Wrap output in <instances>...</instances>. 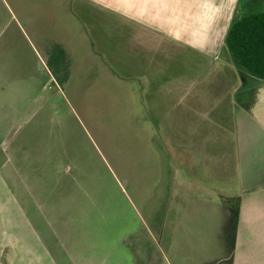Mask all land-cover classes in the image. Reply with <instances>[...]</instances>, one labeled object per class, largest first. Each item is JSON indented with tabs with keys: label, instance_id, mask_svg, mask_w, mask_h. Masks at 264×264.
Instances as JSON below:
<instances>
[{
	"label": "rangeland",
	"instance_id": "obj_1",
	"mask_svg": "<svg viewBox=\"0 0 264 264\" xmlns=\"http://www.w3.org/2000/svg\"><path fill=\"white\" fill-rule=\"evenodd\" d=\"M74 2L0 0V264H221L222 221L172 199L179 161L148 122L162 123L153 94L169 78L195 80L210 61L174 39L143 63L117 15L83 17Z\"/></svg>",
	"mask_w": 264,
	"mask_h": 264
},
{
	"label": "crops",
	"instance_id": "obj_2",
	"mask_svg": "<svg viewBox=\"0 0 264 264\" xmlns=\"http://www.w3.org/2000/svg\"><path fill=\"white\" fill-rule=\"evenodd\" d=\"M238 2L75 0L74 5L83 17L92 9L101 19L104 14L117 15L121 30L130 31L137 46L147 49L150 57L143 63L155 62V42L174 39L207 56V74L192 81L171 77L162 91L153 94L162 97V123L157 126L153 117L148 122L163 128L157 135L169 156L179 161L181 177L172 199L177 202L183 194L182 208L184 203L198 204L212 209L208 216L222 221L221 240L228 241L229 249L218 263L264 264V79L242 70L227 48ZM105 21L100 20L101 29ZM53 44L43 46L48 50ZM4 95L0 88V97ZM214 237L219 240L218 233Z\"/></svg>",
	"mask_w": 264,
	"mask_h": 264
},
{
	"label": "trees",
	"instance_id": "obj_3",
	"mask_svg": "<svg viewBox=\"0 0 264 264\" xmlns=\"http://www.w3.org/2000/svg\"><path fill=\"white\" fill-rule=\"evenodd\" d=\"M239 10L233 17L226 36L227 48L242 70L264 79V12L240 14ZM52 52L55 55L56 49ZM58 56L57 61L60 59L62 68L58 81L64 84L68 81L69 75L61 49Z\"/></svg>",
	"mask_w": 264,
	"mask_h": 264
}]
</instances>
